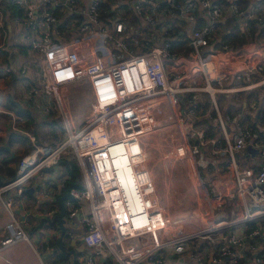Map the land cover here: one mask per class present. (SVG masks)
<instances>
[{
  "label": "built area",
  "instance_id": "built-area-1",
  "mask_svg": "<svg viewBox=\"0 0 264 264\" xmlns=\"http://www.w3.org/2000/svg\"><path fill=\"white\" fill-rule=\"evenodd\" d=\"M100 1L0 0V28L5 31L6 21L12 19L18 24L17 33L30 42L26 51L15 42L13 47L18 48L30 99L50 96L61 102L75 85L87 86L94 99L85 126L77 129L68 124V138L50 143L46 151L37 145L36 160L27 157L23 168L0 185V264H15L5 251L28 240L14 211L13 192L21 193L24 183L62 160L76 162L83 175L82 186L69 190L75 201L67 202L66 218L68 224L85 228L81 237L86 264H186L185 258L194 264H264V209L251 208L264 202V163L255 168L235 159V153L246 146L245 133H234L229 143L234 179L218 208L235 214L218 219L209 208L200 229L189 232L164 210L146 160L145 142L166 104L176 108L179 119L182 96L209 90L213 74L264 66V39L216 52L207 48V38L199 33L159 44L142 6L148 0H135L131 10L106 17L98 9ZM203 2L212 19L222 15L221 4ZM14 5L21 8L22 16L12 14ZM229 10L244 15L246 28L258 18L242 11L239 0H231ZM142 30L148 48L133 51L123 38L137 41ZM117 34L122 39L110 46L108 41ZM3 43L0 50L11 49ZM185 144L177 149L181 156L191 147ZM191 149L199 152L198 146ZM198 193L204 197L211 191L200 185ZM104 205L111 216L109 227L98 216V207ZM251 223L254 226L249 228ZM245 247L250 251L248 261L241 253ZM34 258L39 260V252Z\"/></svg>",
  "mask_w": 264,
  "mask_h": 264
},
{
  "label": "crops",
  "instance_id": "crops-1",
  "mask_svg": "<svg viewBox=\"0 0 264 264\" xmlns=\"http://www.w3.org/2000/svg\"><path fill=\"white\" fill-rule=\"evenodd\" d=\"M225 1H222L223 4H221L224 11L217 19H212L209 16L203 0H148L142 6L150 16V26L157 43H170L178 38L193 37L199 33L207 38L209 43L207 48L216 52L231 49L240 44L238 42L246 30L243 22L244 15H236L234 18L235 16L229 10L231 0ZM211 3H219V0H211ZM239 3L242 11L252 12L255 16L262 9L263 14H261L264 18V0H239ZM5 28V31L0 28V39L5 46L11 49L0 50V147L7 146L9 134L13 130L25 136L26 140H17L8 145V154L0 156V185L23 168L27 157L36 160L34 157L40 155V152L34 153V148L37 145H40L41 151H46L50 143L62 140L63 136L62 129L58 128L56 123L45 121V117H41L40 114H38V118L33 117L36 114L29 111L31 109L29 106L33 103L30 101L28 93L29 83L19 69L18 48H13L14 42L16 43L14 33L18 32V24L12 19H8ZM248 34L251 33L248 32ZM8 41L12 44L6 45ZM18 44L22 43L17 42L16 45ZM24 46L25 51L28 50L29 46ZM204 100L205 104H203ZM212 105L214 106L213 115L216 119L206 120L204 123L201 121L196 127L190 126L188 116L191 115L189 114L204 106L208 108ZM179 107L181 115L186 117L189 124L187 130L183 126V129L190 134L191 142L189 144L199 148L196 166L203 181L215 180L219 187L231 188L234 172L229 164L232 156L229 143L234 140V133L244 132L246 138V146L235 153V159L241 164L255 168H259L264 163V66L252 65L248 68L217 75L212 80L209 90L199 92L189 98H181ZM160 117L161 115L159 119ZM176 158L185 157L176 156ZM185 161L190 165L186 172L190 176V170L194 165L188 157V151ZM153 169L156 171L155 168ZM66 173L67 162L62 160L51 167L44 168L24 183L21 193L13 192L14 211L23 222L22 225L28 235V240L15 243L5 251V254L15 264H50L51 260L57 259V255L54 256L52 245L54 240H58L61 236L58 225H56L57 227H45L46 225L42 226L41 223L40 229L33 228L31 232L28 231L26 225L28 226L32 222L34 226L42 217L50 216V210L59 211V197L69 192L65 188ZM154 173L156 177L157 172ZM192 176L194 177L191 171ZM155 177L158 195L161 197ZM163 184V193L166 194L169 188L165 183ZM183 188L184 185L180 189ZM199 189L200 187L197 188V190ZM68 200L66 199L65 202L67 203ZM251 208H257L256 210L259 212L264 209V202L251 205ZM213 214L218 219L222 217L229 219L235 212L226 210L225 213H221L218 210H213ZM2 217L3 215L0 214V218ZM75 223H78V217H75ZM253 226L254 223H251L249 227ZM48 227H52L54 231H49ZM39 233L41 234L40 242L42 244L48 242L49 260L43 256L35 242ZM76 236L79 237L78 242H74L71 235L62 239V243L64 240L67 248L74 249V252L68 253L69 256L64 255V259H58L57 264H86L87 249L82 242L81 234L78 233ZM54 237L56 238L54 239ZM70 240L71 243H69ZM58 246L61 248L60 245ZM63 248L61 249L63 250ZM36 252H39L38 261L37 258L33 259ZM241 253L243 260L248 261L250 255L248 247L242 249ZM183 261L186 264H194L191 259L185 258Z\"/></svg>",
  "mask_w": 264,
  "mask_h": 264
},
{
  "label": "rangeland",
  "instance_id": "rangeland-1",
  "mask_svg": "<svg viewBox=\"0 0 264 264\" xmlns=\"http://www.w3.org/2000/svg\"><path fill=\"white\" fill-rule=\"evenodd\" d=\"M14 39L15 41H18L24 45H30L29 41L25 40L20 34H17L16 32L14 33ZM119 39H122L121 34L113 36L108 41V44L111 46L112 43H115V41ZM261 39H264V36L247 37L246 35H242V39L238 43L246 42L252 44L255 41H259ZM211 77L212 82V80L216 76L215 74H213ZM198 93L199 92L188 93L182 96V98H189ZM33 102H35L36 104H31L29 106L33 114H36V116L33 115V117H39L36 113V111H38L41 117H45V121L48 120L50 123V120L53 119L51 123L55 124L56 122L55 125L58 128L62 129L63 136L62 140L60 141L66 140L69 136L68 124L77 126V129L85 126L90 120L94 108V99L90 94L89 88L82 85L73 86L71 89V94L63 98L61 102H59L58 100H54L50 96H48L47 99L43 100L38 98ZM203 104H205V100L203 101ZM213 105L208 108L204 106L199 110H195V112H193L192 114H189L191 115L188 116V119L190 120V126L196 127V125L200 124L201 121L204 123L206 120L216 119V117L213 115ZM176 115V108L172 105L169 107V105L166 104L165 109L163 108V113L159 119L157 126H155L151 132L149 131L146 133V160L151 167L154 177V172H157L155 179L158 181V190L161 196L159 198L161 203L163 201L164 210H167L169 212L167 213L179 222V226L181 228H184L185 232H189L200 229L209 208L212 211H217L218 208H222V195L223 193L227 192V188L224 189L219 187L215 180L203 181L200 171L196 166V156L198 153L193 152V149L191 148H189L188 150V157L192 160V164L194 166L192 167V170H190V176L186 173L190 168L188 162L185 161V158L187 159V152H185L184 155L181 156L177 152V149L180 146L179 144H183L184 142H191V138L189 137L190 134L186 131L189 124L186 117H183L181 115L180 107L178 114L179 119H177ZM176 121L178 122V124ZM183 126L185 129H187L184 130ZM176 156L185 158H176ZM153 168H155L156 171ZM191 171L194 177H191ZM155 183L157 185L156 181ZM163 183H165L169 188L166 194L163 193ZM200 184H202L203 186H207L208 190L211 191V194L202 197L197 190V188L200 187ZM183 185L184 188L180 189ZM98 216L105 227H109L112 224L110 212L107 206L104 205L98 207ZM26 227L28 228V231L31 232L33 230L32 222H30L28 226L26 225ZM47 229H50L49 231H54L52 227H48ZM107 231L108 233L110 232L109 230ZM40 235V233L37 234L36 237H38V239L35 240V242L38 245L43 256L48 259V242L42 244L39 239ZM55 238L56 237H54V239ZM56 255L57 251L55 252L54 256ZM58 261V259L51 260L50 264H57Z\"/></svg>",
  "mask_w": 264,
  "mask_h": 264
},
{
  "label": "trees",
  "instance_id": "trees-1",
  "mask_svg": "<svg viewBox=\"0 0 264 264\" xmlns=\"http://www.w3.org/2000/svg\"><path fill=\"white\" fill-rule=\"evenodd\" d=\"M134 1L135 0H102L98 4V9H99L102 17L112 16L113 14L119 13L123 10L124 11L131 10L134 7ZM222 1L226 2L225 0H219V3L223 4ZM10 8H11V12L14 16L15 15H21L22 16V10L18 6L14 5V6H11ZM261 11H263V10L260 9V11L257 13L258 18H256V20H251L249 28H246V30L244 31L243 34L246 35L247 37H249L250 35H251V37L252 36L253 37H262L264 35V20L259 21V17L261 19H264L263 15H262L263 13ZM234 18H236V16ZM248 30L251 31V34H248V32H247ZM138 37H139V39L137 41H135V39L132 38L131 36H126L123 38V40L129 45L130 49H132L133 51H142V50L147 49L148 44H147V40H146V37H147L146 31L142 30L138 34ZM17 42L18 41H16V44H17ZM17 46L19 47L20 51L25 50V46L23 44H18ZM30 101L33 102V100H30ZM32 104L35 105L36 103L33 102ZM30 110L31 109H29V111ZM38 114H39V112L37 111V115ZM52 120L53 119H51L50 122ZM25 138H26L25 136L21 135L16 130H13L9 134V137L7 140V146L13 144L17 140L18 141L19 140H26ZM7 146L2 145L0 147V156L8 154L9 150H8ZM66 162H67V173H66L65 188L67 190H70V188L74 187V186L81 187L82 181H83V175H82V172H81L79 165L76 162H72L69 160H66ZM55 241L56 240H54L53 243H55ZM63 245H64V248L66 249V245H65L64 240H63ZM64 258H65V256L62 253L57 255V259H64Z\"/></svg>",
  "mask_w": 264,
  "mask_h": 264
},
{
  "label": "flooded vegetation",
  "instance_id": "flooded-vegetation-1",
  "mask_svg": "<svg viewBox=\"0 0 264 264\" xmlns=\"http://www.w3.org/2000/svg\"><path fill=\"white\" fill-rule=\"evenodd\" d=\"M75 201L74 199H69L68 201ZM65 205H66V208H67V203L65 202ZM58 212H55L52 216H44V217H42V219L41 220H39V222L37 223V224H35L34 226H33V228H39L40 227V225H41V222H42V220H43V218H53V216L55 215V214H57ZM67 213H68V209H67V212H66V215H65V220H66V231L64 232V234H63V238L65 239L66 237H68L69 235H71V238L73 239V241L74 242H78V238L79 237H77L76 235L78 234V233H80V234H82L83 232H84V227L83 226H72L71 224H68L67 223V218H66V216H67ZM52 223H54V224H52ZM44 224L46 225L45 227H47V226H56V225H58V227H59V232H60V235L62 234V231H61V228H60V226H59V224H58V222H49L48 220H44L43 222H42V226H44ZM57 227V226H56ZM73 227H75V228H73ZM79 229V230H76V229ZM40 229V228H39ZM76 234V235H75ZM62 238V239H63ZM82 238V237H81ZM71 239V240H72ZM71 240H70V242L69 243H71ZM81 242V241H80ZM54 245V246H53ZM53 250H54V253L57 251V255H59L60 253H62L63 255H67V256H69L68 255V253H73L74 252V249H72V248H67V246H66V249H64V250H62L60 247H58V240L56 239V241H55V243H53ZM65 245H66V243H65ZM63 247H64V245H63ZM65 252V253H64Z\"/></svg>",
  "mask_w": 264,
  "mask_h": 264
},
{
  "label": "water",
  "instance_id": "water-1",
  "mask_svg": "<svg viewBox=\"0 0 264 264\" xmlns=\"http://www.w3.org/2000/svg\"><path fill=\"white\" fill-rule=\"evenodd\" d=\"M66 199H74V196L71 192H67L65 194H63L62 196L59 197L58 201H59V211L57 214H55L53 216V218H43L42 222L44 220H48L49 222H58L60 228H61V231H62V234L61 236L59 237L58 239V245L61 246V248L63 247V243H62V238H63V234L64 232L66 231V220H65V215H66V212H67V208H66V205H65V200ZM41 222V223H42ZM64 250V248H63ZM65 253V252H64Z\"/></svg>",
  "mask_w": 264,
  "mask_h": 264
}]
</instances>
